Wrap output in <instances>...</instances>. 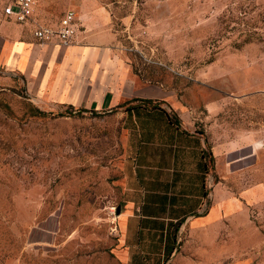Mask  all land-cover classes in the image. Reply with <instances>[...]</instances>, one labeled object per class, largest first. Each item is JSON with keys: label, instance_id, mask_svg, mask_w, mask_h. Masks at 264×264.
<instances>
[{"label": "rangeland", "instance_id": "374dc122", "mask_svg": "<svg viewBox=\"0 0 264 264\" xmlns=\"http://www.w3.org/2000/svg\"><path fill=\"white\" fill-rule=\"evenodd\" d=\"M101 1L133 71L212 114L221 143L207 170L232 204L217 201L203 218L210 199L197 222L167 231L133 218L110 233L107 208L125 198L120 117L43 108L0 69V264H264V201L244 196L264 182V0H172L181 22L167 26L145 23L157 0ZM40 7L36 18L48 24L65 10L58 0ZM131 13L139 23L129 36L120 18Z\"/></svg>", "mask_w": 264, "mask_h": 264}, {"label": "crops", "instance_id": "0c3cea01", "mask_svg": "<svg viewBox=\"0 0 264 264\" xmlns=\"http://www.w3.org/2000/svg\"><path fill=\"white\" fill-rule=\"evenodd\" d=\"M36 1L39 9L46 3ZM58 2L77 14V33L69 44L40 43L33 36L36 24L56 25L60 18L48 24L34 12L29 20L19 23L2 14L0 0V69L21 77L27 95L43 108L111 112L120 117L126 172L119 230L126 229L133 218L150 231L156 226L167 231L197 222L210 199L214 204L203 218H213L220 203L231 206L230 195L219 197L207 170L210 164L216 167V143H221L215 137L212 114L201 115L195 102L179 99L162 82L140 78L133 71L115 28V14L107 3ZM153 5L154 17L152 14L145 21L149 26H167L169 19L174 25L181 22L173 19L178 8L174 1L157 0ZM38 7L35 5L34 11L38 12ZM120 19L124 24L121 31L131 36L139 18L131 13ZM141 26L145 38L150 27ZM167 113L176 121L169 120ZM223 149V160H230L225 159L231 153L229 138L223 139ZM244 196L251 203L263 202L264 182L247 188Z\"/></svg>", "mask_w": 264, "mask_h": 264}, {"label": "built area", "instance_id": "2783aa9c", "mask_svg": "<svg viewBox=\"0 0 264 264\" xmlns=\"http://www.w3.org/2000/svg\"><path fill=\"white\" fill-rule=\"evenodd\" d=\"M2 14L16 22L23 23L29 20L35 9V0H1ZM78 29L77 14L75 9L67 8L56 25L36 24L33 36L40 43L58 42L69 44L73 41ZM109 231L117 235L119 226L117 222V206L111 205L108 208Z\"/></svg>", "mask_w": 264, "mask_h": 264}, {"label": "trees", "instance_id": "16d2710c", "mask_svg": "<svg viewBox=\"0 0 264 264\" xmlns=\"http://www.w3.org/2000/svg\"><path fill=\"white\" fill-rule=\"evenodd\" d=\"M109 113H111V112H109ZM167 116H168L169 120H171V121H173V122L176 121V120L174 119L173 114H169V113H167Z\"/></svg>", "mask_w": 264, "mask_h": 264}, {"label": "water", "instance_id": "95a60500", "mask_svg": "<svg viewBox=\"0 0 264 264\" xmlns=\"http://www.w3.org/2000/svg\"><path fill=\"white\" fill-rule=\"evenodd\" d=\"M119 212H120V207L118 206V207H117V213H119Z\"/></svg>", "mask_w": 264, "mask_h": 264}]
</instances>
